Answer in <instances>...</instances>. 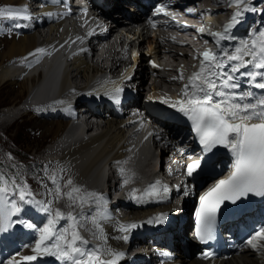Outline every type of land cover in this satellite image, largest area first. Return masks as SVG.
I'll use <instances>...</instances> for the list:
<instances>
[{"label":"snow or ice","instance_id":"1","mask_svg":"<svg viewBox=\"0 0 264 264\" xmlns=\"http://www.w3.org/2000/svg\"><path fill=\"white\" fill-rule=\"evenodd\" d=\"M233 4L238 10L233 14L230 22L222 31L209 33L217 50H206L201 54L198 71L188 77V82L184 84L177 99L161 98L160 101L190 121L191 130L198 137L204 150L211 151L217 146H222L233 158L230 175L220 179L214 187L199 197V207L195 212L197 223L195 235L201 242L213 238L217 213L222 204L225 202L236 204L249 194L264 196V28L259 31L250 30L244 38L234 36L232 29L239 22L242 12L254 9L241 7L246 4V0H230L229 6ZM167 7L165 0L155 12L169 17L171 13L166 10ZM84 11L86 13L87 10ZM187 11L191 13L194 10L188 8ZM0 19L30 21L33 17L27 8L0 6ZM172 20H175L174 16ZM149 23L151 27H157V24L151 20ZM27 26V23L14 24V27ZM199 32H205V28L201 27ZM92 34V32L88 33L89 36ZM77 39L81 38L77 37ZM81 51L87 50L81 49ZM44 52L43 48H37L29 55ZM138 55L139 53L133 52L132 58L135 59ZM153 67L157 65L153 63ZM241 69L250 70L241 71ZM238 75L244 78L243 88L237 80ZM173 79L183 81V72L181 71L179 77ZM253 89L261 91L256 94ZM122 93L123 88L117 86L105 94L114 103L119 104ZM149 99L151 100L152 97ZM140 123L143 126V121ZM148 135L154 133L149 132ZM157 138L159 139L158 136ZM200 165L199 159L187 164V176L191 177ZM63 171L61 170L59 174L53 171L50 177H47L52 187L44 184L43 180L41 184L46 188L48 196L60 198L64 195L71 204L78 202L81 206L80 216L69 214L65 218L59 211L53 213L51 201L37 200L26 182L18 181L17 177H9L0 172V223H4L5 229L20 222L18 214L23 210L24 204H36L40 211L51 215L43 227L36 229L39 237L31 248L33 254L23 255L21 259H12L8 264L32 262L39 256H54L61 264H119L125 254L106 246V234L99 237L104 243L89 247L88 241L78 231V228L83 226L79 223L82 219H91L98 230L94 235L103 231L101 224L112 219L109 214L100 210L104 198L95 192L78 195L82 193V189L71 187L74 181L70 177L64 182L65 187H70V191L62 193ZM120 171L122 172L123 169ZM124 183L127 181L125 180ZM9 184L11 189L7 186ZM158 184L159 181L150 185L141 196L133 195V199L137 203L144 197L163 199L161 192L167 193L169 189L167 187L159 189ZM184 194L187 195V189ZM85 205L90 208L88 213L83 212ZM13 216H17L15 221L11 219ZM61 219L71 221V225L69 227L60 225ZM26 227L32 229L34 225L27 223ZM137 227L138 224L135 222L119 223L114 231L121 235L116 238L127 241L131 230ZM261 242H264V226L255 230L246 241L253 249H256ZM211 255V253L205 254L206 257Z\"/></svg>","mask_w":264,"mask_h":264},{"label":"bare ground","instance_id":"2","mask_svg":"<svg viewBox=\"0 0 264 264\" xmlns=\"http://www.w3.org/2000/svg\"><path fill=\"white\" fill-rule=\"evenodd\" d=\"M132 1L136 0L105 1V4L110 7L106 11V14L112 19V23H114L110 26V30H115V23H122L123 26L129 28V32L127 33L128 37L135 41L141 50L143 49L144 45H148L147 52L149 50L153 51V56L164 58V60L167 61H169L171 58H178L179 51L181 50L185 52L183 60L189 59V45L186 47H177L175 51L167 53L165 56H163V54H161V50L163 48L161 43L165 34L159 33L157 35L151 36L148 30L143 29L138 31L136 27L123 23L125 20L115 18V13L120 14L127 13V10L130 11L132 9L130 2ZM1 2L4 4H12L15 2V0H2ZM199 4L200 6L211 5L207 0H202V2ZM131 13L132 15H137L135 11H132ZM46 19L55 22L52 25L53 31L49 33V35L47 34L44 36L42 40L40 39V42L37 40L34 33H27L29 30L27 27H16L14 31L11 30V32H9L6 37H0V89H8L9 95H12V97L15 95L16 86L19 87L20 93H25L24 91H28L30 84H34L33 81L35 80V77H24V70L21 71L10 68L8 64L9 61L17 56L26 55L43 42L51 44L56 40L57 37L61 36V22L59 23L56 17L46 16ZM138 22H141V19H138ZM57 45H55L54 48ZM92 46L96 51L95 44ZM118 54L119 52H116V50L112 51L111 49H106L104 53H96V59L92 63H90L84 57L76 58L72 62L71 70L64 77L62 83L63 89L67 88L70 83V79H72L71 88H75L76 91L81 93L89 91L88 87L94 85L97 78H100L105 73V68L108 67L110 63L111 71L114 73H120L122 71V67L127 64V59L125 56L119 57ZM147 69L145 56L142 55L138 63V72L142 73ZM71 73L73 74L70 78ZM46 107L48 108V106ZM6 113L11 114V117H14L13 113ZM24 116L26 115L23 114L22 117ZM36 118H38L35 122L36 126L43 129L46 134H52L56 138H59L67 127V123L60 119H57V121H49L45 118H42L41 116H36ZM19 119V117H14L13 124L19 121ZM167 123L168 122H164V125L156 128L159 133L156 131L154 135L159 136V139L157 138L156 142L163 153L162 161L165 160L167 163H172V160L176 157L178 159L182 158V155L173 154L174 150H176V148L179 146L190 145V143L182 141L178 137L173 138V134H171V130L168 128ZM89 124L92 130L94 125L92 123ZM126 125L127 123L120 118L105 117L103 122L98 125V130H100L96 134L87 135L80 139L77 138L73 142L60 149L63 155L60 159L65 162L72 163L71 167L73 166V171L75 170L77 172V175H74H76L80 181L87 182L95 180V182H97L102 171L106 169L105 165H109L111 162L118 160L119 158H123L126 155L124 150L128 147V142L131 137L130 135H127ZM11 126L12 123L9 124L7 121H0V127L9 128ZM51 150L54 151V149ZM152 159L155 160L154 157ZM154 164H156L155 161ZM67 165L70 166V164ZM146 165L145 167H147ZM110 168L113 169V166L111 165ZM156 168L157 165L153 167V169ZM140 170L143 169L141 168ZM143 172H145V170H143ZM105 184L107 186L106 182H102L100 185L102 187ZM103 188H105V186ZM187 204L188 202L186 201L182 207H185ZM169 207L171 206H160L154 211H168ZM151 212L152 211L148 209L136 210L132 213L131 217L133 219H143L146 221L148 219V215H150L148 213ZM182 239L184 241H188L189 244L192 245L188 236L184 235ZM211 262L212 264H264V256H255L248 251H241L233 255L231 258L225 260H212L208 262H202L195 259L184 260V264H211Z\"/></svg>","mask_w":264,"mask_h":264},{"label":"rangeland","instance_id":"3","mask_svg":"<svg viewBox=\"0 0 264 264\" xmlns=\"http://www.w3.org/2000/svg\"><path fill=\"white\" fill-rule=\"evenodd\" d=\"M1 1L2 0H0V2ZM15 28L16 27H14V29ZM43 38L44 37H41L40 39L42 40ZM40 39L38 40L41 41ZM180 52H184V51L180 50L178 56H180ZM145 63H147L146 60ZM15 88L16 91L13 97L12 95L11 96L9 95L8 89L6 88L0 89V121H7L9 124L12 123V126L9 128L0 127V146L3 147V150L5 149V151L7 150L15 151L16 154H18L19 156H22L24 153H26L25 158L27 159H30L32 156H38V157L46 156L50 152V150L48 149L49 146L47 144L51 142L54 135L46 134L43 129L36 126L35 122L36 119L38 118H36L34 115L24 116L20 118L19 121L13 124L14 117H11V114L7 115L5 114V112H3L9 106L13 104H19L22 101V99L27 96V91H24L25 93H20L19 87L16 86ZM47 120L57 121L52 119H47ZM59 156H62V153H59ZM64 163L70 165L72 164L65 161ZM152 163L154 164V161L146 159L144 161H140L139 165L141 167H145V165L147 164L146 173H151L152 170L151 168H149V166H151ZM75 174L77 175V172ZM76 175H74V178ZM104 186L106 187V184ZM104 186H102V188Z\"/></svg>","mask_w":264,"mask_h":264}]
</instances>
